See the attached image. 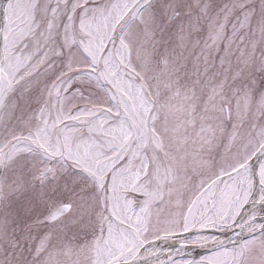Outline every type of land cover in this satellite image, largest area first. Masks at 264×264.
<instances>
[{"label":"snow or ice","instance_id":"snow-or-ice-1","mask_svg":"<svg viewBox=\"0 0 264 264\" xmlns=\"http://www.w3.org/2000/svg\"><path fill=\"white\" fill-rule=\"evenodd\" d=\"M0 264H264V0H0Z\"/></svg>","mask_w":264,"mask_h":264},{"label":"water","instance_id":"water-1","mask_svg":"<svg viewBox=\"0 0 264 264\" xmlns=\"http://www.w3.org/2000/svg\"><path fill=\"white\" fill-rule=\"evenodd\" d=\"M201 251H203V250H201ZM204 254H207V253H204Z\"/></svg>","mask_w":264,"mask_h":264}]
</instances>
